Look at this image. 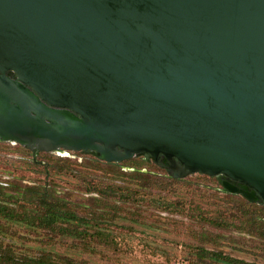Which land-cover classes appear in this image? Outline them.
<instances>
[{"label":"water","instance_id":"95a60500","mask_svg":"<svg viewBox=\"0 0 264 264\" xmlns=\"http://www.w3.org/2000/svg\"><path fill=\"white\" fill-rule=\"evenodd\" d=\"M0 74L1 142L264 205V0H0Z\"/></svg>","mask_w":264,"mask_h":264},{"label":"rangeland","instance_id":"374dc122","mask_svg":"<svg viewBox=\"0 0 264 264\" xmlns=\"http://www.w3.org/2000/svg\"><path fill=\"white\" fill-rule=\"evenodd\" d=\"M31 159L23 147L0 143V183L45 185L55 190L78 217L89 221L80 227L88 237L57 236L7 225L4 242L21 254L45 251L79 264H217L205 254L215 252L264 264V238L251 232L240 215L245 201L221 192L215 178L191 175L175 181L166 171L147 163L142 168L161 184L140 190L132 185L134 195L119 199L104 189L102 194L88 191L90 180L119 182L89 154L37 153V164L69 161L68 169L49 175ZM131 171L124 169L125 173Z\"/></svg>","mask_w":264,"mask_h":264},{"label":"trees","instance_id":"16d2710c","mask_svg":"<svg viewBox=\"0 0 264 264\" xmlns=\"http://www.w3.org/2000/svg\"><path fill=\"white\" fill-rule=\"evenodd\" d=\"M36 155L35 153L32 156L33 164H37ZM138 156L122 163L112 164H105L94 157L96 164L100 163L109 168L108 171L112 174V178L118 180L119 184L114 182L105 184L90 180L88 191L102 194L105 192L104 190H107L120 199L134 195L135 190L132 185L140 190V188H154L161 184L154 174L141 170L147 162L144 158H139L136 162ZM59 163L61 164L59 165ZM37 165L43 166L42 171L46 175L52 172L60 174L63 169L69 168V161L59 159L52 165L40 163ZM126 168L132 169V171L125 173L124 169ZM5 185L6 183H0V264H79L71 258L60 257L45 251H39L37 254H21L14 249L13 245L4 242L8 236L7 225L18 224L34 231H44L57 236H70L78 239L88 237L86 229L80 227L89 225V221L78 217L70 205L58 196V192L48 189L45 185ZM221 192L225 193L222 190ZM245 204L246 207L240 214L245 226L247 225L251 228V232L264 238V207L247 202ZM205 254L217 264H254L222 253L206 252Z\"/></svg>","mask_w":264,"mask_h":264},{"label":"flooded vegetation","instance_id":"af4514ba","mask_svg":"<svg viewBox=\"0 0 264 264\" xmlns=\"http://www.w3.org/2000/svg\"><path fill=\"white\" fill-rule=\"evenodd\" d=\"M1 75V74H0ZM5 77L6 78H8L9 80H11V81H15L16 80V75L12 72V71H6L5 72ZM0 143H9V144H13V145H18V144H16V143H14V142H1L0 141ZM20 146V145H19ZM24 148V147H23ZM24 149H26V148H24ZM26 150H28V149H26ZM30 153H31V156H33V154H37V153H39L38 151H31V150H28ZM64 153V154H66V153H74V152H66V151H63V150H58V151H55V152H52V153ZM43 153V152H42ZM79 153H83V154H89V153H84V152H79ZM48 154V153H47ZM49 154H51V153H49ZM89 155H91V156H93V157H95V158H97V156H95V155H93V154H89ZM37 156V155H36ZM138 156V155H137ZM135 158V157H134ZM138 158H144V160H146V162L147 163H152V164H154V166H156L157 168H159V169H162V170H164V171H166V173H167V175H168V177H170V175H169V170L165 167V165H164V158L162 157V156H160L159 158H158V160H157V162H155L152 158H150V157H145L143 154H139V156H138ZM98 159V158H97ZM133 159V158H132ZM99 160V159H98ZM100 161V160H99ZM100 162H102V161H100ZM123 162H125V161H123ZM103 163H105V162H103ZM120 163H122V162H120ZM105 164H112V163H105ZM142 171H145L144 170V168H142L141 169ZM195 175H197V174H195ZM191 176V175H190ZM203 176V175H202ZM188 177V176H187ZM205 177H207V176H205ZM172 180H175V181H180V180H182V179H174V178H172V177H170ZM186 178V177H185ZM185 178H183V179H185ZM209 178V177H208ZM216 180H217V178H215ZM2 184H4V183H2ZM235 184V186H239V184H237V183H234ZM220 187V186H219ZM220 190H222V191H224L221 187H220ZM226 194H229V193H227L226 191H224ZM231 195H233V194H231ZM238 196H240V195H238ZM241 197V196H240ZM242 198V197H241ZM243 199V198H242ZM245 202H247L245 199H243ZM247 203H249V202H247ZM249 204H252V203H249ZM257 204H259V205H262V204H260V203H257ZM263 207H264V205H262Z\"/></svg>","mask_w":264,"mask_h":264}]
</instances>
